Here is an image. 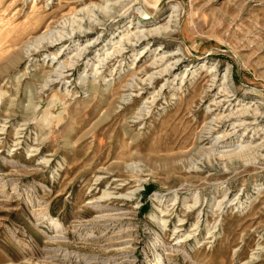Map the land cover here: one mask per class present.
<instances>
[{
	"label": "rangeland",
	"instance_id": "obj_1",
	"mask_svg": "<svg viewBox=\"0 0 264 264\" xmlns=\"http://www.w3.org/2000/svg\"><path fill=\"white\" fill-rule=\"evenodd\" d=\"M0 264H264V0H0Z\"/></svg>",
	"mask_w": 264,
	"mask_h": 264
},
{
	"label": "bare ground",
	"instance_id": "obj_2",
	"mask_svg": "<svg viewBox=\"0 0 264 264\" xmlns=\"http://www.w3.org/2000/svg\"><path fill=\"white\" fill-rule=\"evenodd\" d=\"M168 28H163L161 30H148L146 32H137L138 34L133 36V38L131 39V41L126 37V40H125V43L126 45L130 44L129 47L130 48H133L134 47V44L135 46H137V44L141 45L144 41H153L155 39L158 38V36H161V35H165L168 31H167ZM79 31V30H78ZM134 34V33H133ZM132 34V35H133ZM64 37V36H63ZM62 37V38H63ZM61 38V37H60ZM62 38L60 40H62ZM77 38H80V34H76V35H70L68 38H66L64 40L65 43H72L71 41L74 40V39H77ZM70 41V42H69ZM79 41V40H78ZM95 43V42H94ZM51 43L49 42L48 45H50ZM90 45V44H89ZM88 46V45H87ZM122 48V47H121ZM119 48L117 50H113L112 53H106L100 62H104V60H106L107 58L111 57V56H116L115 54L117 53H121L122 52V49ZM147 49L144 48V50L142 51L141 54L145 53ZM160 50V49H158ZM84 53L82 51H79L77 53L76 56L78 57H81ZM118 54V55H119ZM59 55V54H58ZM57 55V56H58ZM103 55V54H102ZM157 55H160V53H158ZM113 56V57H114ZM123 56V55H122ZM178 55V53L176 52H171L169 54H167L166 57L164 56H161L159 57L158 59H155V61L152 63L151 67H153L155 69L156 72L152 73L150 75V77L147 79L148 81H156V82H159V79H163V78H167L169 75H171L172 72H174L175 70L178 69L179 67V60L176 58ZM56 57V56H55ZM112 58V57H111ZM110 58V59H111ZM156 58V57H155ZM57 59V57H56ZM176 59V60H175ZM181 61V60H180ZM74 64H71V65H64L63 67H61V69L59 70V72L57 73L58 77L61 79H64L66 77L69 76V71H71V69L73 68ZM99 66V65H98ZM165 66V67H164ZM163 67V68H162ZM211 73L213 72V70L210 71ZM222 79H223V82L220 84L221 87L219 88V92L216 94L217 95V98L216 100H219V102L215 101L214 100V104L212 106L214 107H217V108H220L222 107V105H227V108L226 110H228L231 106H232V103L234 102L235 99H230V97H228V75L227 73L224 74L222 76ZM60 81V82H61ZM142 81V80H141ZM144 82V81H143ZM168 82V80H167ZM150 83V82H149ZM142 84V83H141ZM144 84V83H143ZM136 87V86H135ZM138 88V87H137ZM143 89V88H142ZM213 89H215V80L211 81V84L209 86V90H208V94L205 95V97L203 99H207L209 96H210V92L213 91ZM139 91H135V93H138ZM141 92V91H140ZM140 94V93H138ZM132 97V96H131ZM136 98H138L139 96L138 95H135ZM223 100L221 101L220 99ZM232 98V97H231ZM227 101H225V100ZM156 100V99H155ZM153 102L154 100H152L150 103H146L148 105H150V107H152L153 105ZM156 102V101H155ZM226 103V104H225ZM229 104V105H228ZM231 112H229V114L227 115V117L225 119H230L232 120L233 118H238V119H241V121L239 122H236L233 126V130L235 129H239L243 126H250V125H253V121H254V117H256V115H251L249 116L250 113H248L247 111L245 110H240L238 111L237 113L235 114H232ZM231 115V116H230ZM138 117V116H137ZM137 117L135 118L136 120ZM225 119H218V121H215L217 119H215V123H217L218 125L216 126V124L214 125H211L212 127H208V129L205 130V132L203 133L204 135H207V136H213L215 134V132L217 131L216 128L218 129L220 126V124L224 123L225 122ZM214 121L212 123H214ZM135 122V121H134ZM133 122V123H134ZM202 134V133H201ZM232 134V133H231ZM207 136H201V142H206L208 141L210 138H207ZM229 138H230V134H223V135H220V136H217L216 138V144L217 146L219 145H226L228 144V141H229ZM184 139V138H183ZM181 143V142H180ZM215 144V143H214ZM215 147V146H214ZM218 148V147H217ZM200 149V148H199ZM123 154L122 152H120V154L118 155L117 158H120L122 157ZM123 159V158H121ZM107 195V194H106Z\"/></svg>",
	"mask_w": 264,
	"mask_h": 264
}]
</instances>
